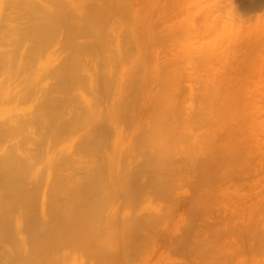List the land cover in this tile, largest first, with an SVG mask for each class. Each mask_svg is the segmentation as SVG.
I'll return each instance as SVG.
<instances>
[{
	"label": "bare ground",
	"instance_id": "1",
	"mask_svg": "<svg viewBox=\"0 0 264 264\" xmlns=\"http://www.w3.org/2000/svg\"><path fill=\"white\" fill-rule=\"evenodd\" d=\"M143 1L145 0H0V5L1 3L6 4L5 6L9 10L15 8H18V10L20 9L19 12H21V16L19 17L23 20H21V26L23 27L21 30V37L23 35L24 42L31 41L30 46L24 48L21 46L8 50L0 49V70L6 69L7 71L13 68L14 71L18 72H29V74L24 77V82L26 81L27 83L25 82V87L21 89L19 94H16V98H24L25 101L31 103L30 108L25 113H19L14 115V118L9 117L0 121V151L2 149L0 152V249L9 247L8 250L10 255L7 254L10 256V260H8V264H17L18 262L21 264H64L65 260L66 262L71 261L68 258L70 255H75L76 251H79L80 257L81 253L85 252L90 253L91 256L84 259L82 257L77 258V256L75 258L74 256L72 264H75L76 261H78L77 259L82 261L80 262L81 264H87V262H89L88 264H129L134 255L138 253L134 245V239L141 233V230H144V228H152L163 219L164 215L160 214L159 211L152 214L145 213L141 215V213H135L130 216L125 215L126 213L121 211V207L113 202L117 200L115 203H124L125 201V204L129 201L136 203L139 199V193L144 191L146 185L145 183L143 184V182H141L142 184L139 182L143 174H140L141 167L144 166H142V164L138 165V161L133 170L120 171V163L122 160L116 163L113 161L112 154L114 153H112L113 151H111L112 154L109 152L112 148L109 149L111 138L108 140V137L112 134L114 129V134H121V131L124 130L121 126L122 123L128 122L127 125L131 124L130 122H132L131 120L133 118H130V115L138 111V103H140V99L138 98L143 97L141 91L143 86L141 87V82L138 81L140 77H137V79L135 76L132 77L130 70L127 69L128 66L127 68L125 66L126 63H129L126 61L129 58L125 59V64L123 62L124 58L128 57V55L124 57L126 54L122 51L125 49H122V46L127 41L124 37H126L129 32L136 31V23L126 21L125 16L126 14L129 15L128 13L135 15L138 11L137 7L142 4ZM228 2L230 6H233L231 7L233 9H231L233 18L235 19V17H237V19H240L241 14H239V8L235 6L236 3L234 0H229ZM8 12V14H11V12L15 11L11 10ZM125 27L128 31L130 29L128 33L125 31ZM125 33L127 34L125 35ZM138 37L141 36L139 35ZM138 37L134 39L133 42L137 47L139 43L137 42L139 41ZM25 39H27V41ZM214 43L213 45L215 46ZM55 44L58 45V47H54L52 50L53 52L46 51L51 49ZM112 44L115 45V49L111 48ZM206 45L209 47L211 46L209 43ZM206 45L205 47L207 48ZM235 45L238 47V44L235 43ZM229 46V48H231V45ZM202 47L204 46H199V48H201L200 50H202ZM204 48L203 50H206ZM66 49H70V51L63 54ZM195 50L197 49L195 48L194 51ZM138 52L139 51H137V53ZM225 52L223 53L222 51L223 54H225ZM234 52L233 54L236 53ZM123 53L125 54L124 56ZM199 53L198 51L197 54ZM202 54L201 56H203ZM219 54L220 53H218V56ZM236 55L233 56L235 57ZM210 56L209 59H212ZM226 56L229 57V53ZM226 56L223 57V59H225ZM130 58L133 59L131 55ZM220 59L217 60L220 61ZM138 60L140 61L139 57ZM134 68H136V66H134ZM139 71L140 69L135 72L134 69L135 74H138ZM228 73L229 71L226 75L230 76ZM243 73L245 74L246 72L243 71L241 74ZM244 74L243 76H245ZM238 76H240V74ZM242 77L240 76V78ZM47 79H53L54 82L49 83ZM238 80L235 85H239L236 86L239 90H237L235 86L232 87L235 96L231 103L230 101H226L228 99L225 95H222L224 99H221L223 98L222 96L218 97L221 101L216 98L218 94H221L222 88L213 90V84L205 86L208 90L205 88L206 97L204 95L203 101L206 105L208 104L207 102H210L211 98H213L211 100L212 104H221L223 103L222 100L227 102V104L228 102L230 103L226 108L223 105L225 103H223V106L220 108L221 112L225 111L226 115L234 113L239 127L236 132V138L234 137L235 129L232 130L233 133L230 131V134L228 133L224 136L230 141V148H232L235 153L237 151L238 156L241 157V147L245 144V140L241 142L243 134V132H241V124L246 121L247 118L249 121L251 120L250 116H247L248 114H246V111L243 112L242 110L246 106L247 103L245 102L248 99L244 93L247 91L246 89V91L241 93L244 79H242L243 83L241 80H239L240 83H238ZM140 81L142 80L140 79ZM225 88L227 87L225 86ZM225 88L223 89L225 90ZM82 89H88L87 91H90V95L85 94ZM226 90L224 92L228 93ZM140 93L141 96L139 97ZM239 93L242 95L238 96ZM230 94L234 95L232 91ZM241 96L246 99L245 102H242L243 98H241ZM11 98L15 97L12 96ZM142 102H144L143 99L141 103ZM169 102H171L170 108H172V99ZM164 108H166L165 105ZM224 108L225 110L223 111ZM220 109L218 111H220ZM141 110L142 107L139 111ZM160 110L158 112L159 114ZM163 111L164 113L162 114H165L167 108ZM141 112H143V110ZM168 112L169 111H167V113ZM241 113L245 115L242 116ZM171 114L173 115L174 112ZM171 114L169 118H171ZM199 114L201 115V112ZM206 114L207 112L204 115ZM217 114H219V112ZM176 115L175 117L183 121V123L187 117L190 118L191 116L192 118L193 116V118H196L194 114L189 116L185 108L178 109ZM135 116L133 115L132 117ZM147 116L146 114V118ZM167 116L168 115H163L161 120H167ZM207 117L208 114L206 115V119ZM139 118L142 119L141 116H139ZM139 118L138 122L140 121ZM151 118L154 119V121H158L159 115L156 117L158 120L154 117ZM189 118H187V120ZM191 118L189 121H191ZM225 119L228 120V118ZM172 120L175 122V118ZM172 120L169 122L170 124L173 123ZM151 121L153 122V120ZM221 122L218 121L219 124ZM169 123L166 125L169 126ZM163 125L165 127V124H162V126ZM174 126L172 125L171 127ZM158 127L160 128V126ZM168 128L169 127H167V129ZM133 129L134 128H132L130 132H132ZM127 130H129V128ZM123 132H126V130ZM123 135L124 134L121 136L123 137ZM15 136H22L20 139L22 142H20V144L17 141L6 148L2 145L5 139ZM111 136L113 138L114 135ZM126 136L128 135L126 134ZM124 138L125 141L128 140L127 142L131 140L128 139L129 136L128 138ZM133 138H135L134 135ZM65 141H67V143ZM211 141L212 140H210V142ZM113 143L112 146L115 145H113ZM129 143H127V145ZM228 143H226L227 146ZM137 147V150L134 146L130 148L137 152L138 150H143L140 143H138ZM163 147L166 148L167 146L164 145ZM124 148V150L127 151L126 156L136 155L133 154L135 151L132 152L130 148ZM144 148H146V146ZM167 148L169 149V147ZM158 149L161 148L158 147ZM165 150L166 149H164L163 152L162 149V155L159 151L157 153L156 150L154 152L152 151V154H149L146 161L147 165L149 164L148 161H150L149 169L153 168L151 171L155 172V170L157 171L160 169L169 172V165L175 164L176 161L174 160V162L172 160L173 158L170 159L172 155L169 154L171 152ZM194 150L196 151V149ZM121 151L122 150H120V152ZM146 153L148 152L146 151ZM212 153L214 155L216 151H212ZM218 153L219 150L216 155H220ZM230 153L232 152L228 146L223 150L222 156H220L225 161H221L220 159L216 161L215 159L219 156L215 155L213 156V158L215 157L214 161L207 158L204 164L205 167L202 166L204 167L203 170L201 166L200 169L198 168L201 170V172H197L199 173L198 175L201 173L203 176H206L207 185L203 187L205 190L207 188L213 190L211 189V187L215 185H213V181L220 180L229 182V178L235 177V174L221 172L219 168L221 166L220 163L222 165L225 164L223 162L230 163L233 161L237 163V153L234 155ZM143 165L147 166L144 163ZM210 168L213 170H210ZM206 169H208L209 172ZM80 170H82L81 173L79 172ZM157 176H159L158 172L153 175L152 182L155 183L157 180H164L165 176L163 179L160 178L162 180H156L155 177L157 178ZM207 177L209 182H207ZM163 182L164 181L161 183L164 185ZM156 184L159 185L160 182L159 184L156 182ZM156 184L153 185L157 186ZM234 185L235 182L232 183L231 188H235L236 185ZM159 188L157 186L156 193H158ZM198 188H195L196 192L199 191ZM149 191L151 194L152 189L150 190L149 188ZM153 191H156V188ZM160 191L161 189L159 192ZM154 196L156 197V195ZM209 197L206 193L205 198ZM140 200L141 199H139V201ZM147 229L145 231H147ZM21 232L24 235L22 237H20V235H22ZM148 235L147 238L149 237ZM145 237L144 239H146Z\"/></svg>",
	"mask_w": 264,
	"mask_h": 264
},
{
	"label": "rangeland",
	"instance_id": "2",
	"mask_svg": "<svg viewBox=\"0 0 264 264\" xmlns=\"http://www.w3.org/2000/svg\"><path fill=\"white\" fill-rule=\"evenodd\" d=\"M228 1L229 0H145L137 7L138 11L135 15L128 13L129 15L126 14L125 16L126 21L136 23V31L129 32L130 29L128 31L125 27V31L129 33H125V35H127L124 39L127 41L122 46V49L125 48L126 50L124 49L125 51H122L126 54L123 53V56L125 55L124 57H126L128 55V57L124 58L123 62L125 64V59L129 58L128 60L131 61H126L131 64L126 63V68L128 66L127 69L130 70L132 77L135 76L136 79L140 77L138 81L141 82V87L143 86L141 90L143 97H140V93V98H138L140 101H138L141 103L143 99L144 102H142L141 105L138 103V111L130 115V118L134 119L136 117L134 120L129 118L133 123L129 121L131 124L127 125L128 122L121 124L122 129L126 130V132H123L124 130L121 129V134H114L115 129L113 128L112 134L108 137V140L111 138L109 149L111 147H115L116 149L111 148L109 152L110 154L114 153L112 154L113 156H111L115 163L122 160L120 163V171L122 172L123 170H133L138 162V165L142 164V166L145 167H141L140 174H143L139 182L146 184V190L144 189V191L139 193V199L141 200L139 201L138 199L136 203L132 201L126 204V201L124 203H115L117 200L113 202L121 207V211L126 213L125 215L130 216L135 213H141V215L145 213L152 214L158 211L160 214L164 215L160 223L157 224L158 226L156 225L148 229L144 228L137 236L139 239L137 237L134 239L136 241H134V245L138 253L134 255L129 264H264V0H234L236 3H234L235 6L239 8V14H241L240 19H237V17H235V19L233 18V13L231 12V7L233 6H230ZM5 5L4 3L0 5V49L8 50L21 46L22 48L30 46L31 41L25 39L27 42H24L23 35L21 37V30L23 28L21 23L23 20L19 17L21 16V12H19L20 9L18 10V8H15L9 10ZM7 9L8 11L14 10L15 12L8 14L9 12H6ZM138 34L141 37H138ZM136 35L139 40L137 41L139 42L138 47L133 43L134 39H137ZM212 42H215V46ZM207 43H209L212 48L207 46ZM235 43L238 44V47H236ZM229 45H231V48H229ZM199 46H204L205 48L202 47V50H200L201 48H199ZM54 47H58V45L55 44L51 49L46 51L53 52L52 50ZM111 48L115 49L116 47L112 44ZM195 48L197 50L194 51ZM203 48L206 50H203ZM69 51L70 49H66L63 54ZM137 51H139V54ZM198 51L201 54L203 53V56H201L200 53L197 54ZM222 51L223 53L226 51L227 54L226 52L223 54ZM233 52L235 54H233ZM218 53H220L219 56L221 59ZM228 53L229 57L226 56ZM130 55L133 59L130 58ZM222 55H225L226 58L223 59L225 56ZM209 56L212 59H209ZM217 59H220L221 63ZM134 66H136V68H134ZM134 69L135 72L140 69V76L139 73L135 74ZM227 70L230 76L226 75L228 72ZM241 71L246 72L245 74L243 73L245 76L241 74ZM238 73L243 77L240 78ZM28 74L29 72L14 71L13 68L7 71L6 69L0 70V121L9 117L14 118V115L25 113L30 108L31 103L29 101H25L24 98H16V94H19L21 89L26 85L24 77ZM140 79L143 82L140 81ZM238 79L241 80V82L242 79H244L243 82L246 84L242 82L243 85H245L243 86L241 83L243 90L239 92L243 93V91L247 90V93H244L249 100L247 99V101L243 96H241V98H243L242 102L246 100L245 103L248 105L246 104V108L243 106L244 108L242 110L243 112L246 111V114H248L247 116H250L251 120L249 121L246 117V121L242 122L244 118L241 121V132H243L241 142L245 140V144L241 143L243 144L241 147V157L238 156L237 151L236 154L234 150L230 148V141L224 136L225 134H230V131L233 133L232 130L235 129L234 137L236 138V132L239 127L234 113L226 115L224 111L228 104L234 100L235 93H233L232 87L239 86L235 85ZM47 80L49 83L54 82L53 79ZM239 80L238 83H240ZM211 84L214 85L213 87L211 86L214 88L213 90L222 88L221 94H218L216 98L221 101V99H224L222 95H225L228 99L226 101H230V103L228 102L227 104V102L222 100L225 104H212L211 100L213 98H211V100L209 99L210 102H207L209 104H207V106L203 101V97L204 95L206 97V89L208 90L205 86ZM223 88H225V90L228 89L226 90L228 93L232 91L234 95L230 93L229 95L224 92L225 90ZM87 90L82 89L85 94L90 95V91ZM241 93H239L238 96L242 95ZM12 96L15 98H11ZM220 96L223 98H218ZM170 98L172 99V108H170ZM222 104L225 107L223 109L225 113L221 112L220 108L223 106ZM164 105L169 112L167 113V111H165L166 113L162 114L164 113L163 110H166ZM179 106L183 109L185 108L189 116L193 114L196 115V118L192 116V119L190 116L191 121H189L190 118L187 117L189 119L187 120L186 118L184 123L177 119L175 115L178 109H182ZM141 107L143 112H141L142 110L139 111ZM219 109L220 111H218ZM159 110L161 115L158 113ZM170 112H174L175 115L173 114V116ZM200 112L201 115L199 114ZM206 112L208 114L207 119V114L204 115ZM218 112L219 114H217ZM169 113L173 117L171 116V118H169ZM146 114L148 115L147 118ZM133 115L136 116L132 117ZM138 115L141 116L142 119H140ZM158 115L159 120L156 119ZM163 115H168V119H163L164 121H162L161 117ZM221 115L223 118H220ZM151 117H154L158 121H154ZM138 118L140 119L139 122ZM174 118L175 122L177 120L176 123L172 120ZM225 118H228V120ZM170 119L173 122L171 124L169 123L171 122ZM151 120H153V122ZM218 121L222 122L219 124ZM161 123L165 124V127L164 125L162 126ZM167 123H169V126H167ZM172 125L175 126L171 127ZM124 126H130L127 127L129 130ZM158 126H160V128ZM167 127L169 128L167 129ZM132 128L134 129L130 132ZM128 133L131 135L133 134L135 138ZM122 134H124L123 137L121 136ZM111 135H114L113 138ZM124 137H127L129 140L131 139L129 141L130 143L127 142L128 140L125 141ZM21 138L22 136L7 138L3 141L2 145L6 148L17 141L20 144V142H22L20 140ZM209 139L212 141L210 142ZM67 141L65 142L67 143ZM112 143L115 145L112 146ZM127 143L129 144L127 145ZM138 143H140L143 148V150H138L139 154L137 151L134 149L131 150L130 148L134 146L137 150ZM226 143H228L229 149H231L232 153L230 154H236L238 156L237 163L233 161V163L223 162L225 166L220 163L222 167L220 166L219 168L221 172L235 174L236 178H229V182L220 180L213 181V185L215 184L214 187H211L213 190H209V188L205 190L203 187L207 185L206 176H203L201 173L198 175L199 173L197 172H201V170H199L200 166L203 170L207 158L214 161L215 157L213 158V156L216 155L218 150V154L220 155L216 156H222L223 150L228 147ZM164 145L169 147V149L163 147ZM123 146L130 148L132 152L135 151L133 154L136 155L126 156L127 151L124 150L125 148ZM145 146L146 148H144ZM158 147L161 149H158ZM119 149L122 151L120 152ZM153 149H155L157 153L159 151L161 155L164 149H166L165 151L169 150L171 153L169 154L168 152V154L172 155L170 159L173 158L172 160L176 161H174V164L171 160L173 163L171 165H173L175 169L173 166L169 165L171 168L168 167L169 172L160 169L157 171L155 170V172L151 171L153 168L149 169L150 161H148L149 164L147 165L146 160L149 154L155 151ZM194 149H196V151ZM111 151L113 152L111 153ZM146 151L148 153H146ZM212 151H216V153L213 155ZM219 157L215 160H224ZM143 163L147 166L143 165ZM210 170L213 169L210 168ZM81 171L82 170L79 172L81 173ZM157 172L160 177H155L156 180H162L165 176L164 180H162L164 181V185L161 183L162 181L157 180L155 183L152 182L153 175L157 174ZM168 177L169 179L172 178L169 180ZM156 182H158V184L160 182L162 188L160 184L157 185ZM207 182H209L208 177ZM234 182L236 187L231 188ZM152 183L156 184L158 188L160 187L159 190L161 189V191L159 192L158 190V193H156L157 186H154ZM194 186L199 189L198 192H196V187ZM149 188L150 190L152 189L151 194ZM155 188L156 191H153ZM205 192L208 197L210 196L209 198H205ZM153 194L156 195V197ZM146 229L149 232L152 230L150 234L145 231ZM21 234L20 237L24 236L22 232ZM147 235L149 236L148 238ZM144 237L146 239H144ZM8 248L9 247L0 249V264H8V260H10ZM79 254V251H76L75 255H70L68 259L71 260V263L66 262V260L64 262L66 264H72L74 256L75 258L77 256V258L82 257L83 259L91 256L88 252L81 253V257ZM77 260L75 264H81L80 262L82 261L80 259ZM88 263L89 262H87V264ZM17 264L21 263L18 262Z\"/></svg>",
	"mask_w": 264,
	"mask_h": 264
}]
</instances>
